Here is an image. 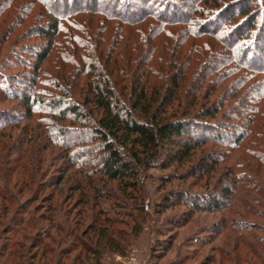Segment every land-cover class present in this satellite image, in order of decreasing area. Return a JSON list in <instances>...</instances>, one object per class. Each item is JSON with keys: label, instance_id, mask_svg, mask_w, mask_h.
I'll use <instances>...</instances> for the list:
<instances>
[{"label": "trees", "instance_id": "obj_1", "mask_svg": "<svg viewBox=\"0 0 264 264\" xmlns=\"http://www.w3.org/2000/svg\"><path fill=\"white\" fill-rule=\"evenodd\" d=\"M11 1L0 0V102L19 99L24 118L38 114L65 151L62 166L70 163L74 172L33 170L37 185L47 186L43 200L52 202L51 216L15 207L0 239L22 227L14 230L17 241L0 244V256L7 255L1 264H117L105 263L104 256L128 258L147 214L142 175L151 169L185 168L206 177L207 187L219 186L218 193L211 188L199 196L169 189L160 205L188 209L170 221L174 225L195 212L229 210L239 182L251 180L245 172H264L243 158L248 154L264 166V21L257 0H190L187 7L173 0H46L44 24L32 32L46 44L27 62L33 72L21 89L8 74L23 66L10 46L27 37L31 14L11 13ZM222 17L230 19L222 32L219 25L209 29ZM20 24L26 28L13 32ZM213 33L222 35V45L194 41ZM206 49L220 57L215 66ZM241 166L245 172L237 170ZM169 177L160 179L168 183ZM247 188L264 199L260 186ZM222 223L230 227L228 218ZM163 235L151 245L149 264L172 248ZM197 237L192 243L208 242ZM252 252L264 264V249Z\"/></svg>", "mask_w": 264, "mask_h": 264}, {"label": "rangeland", "instance_id": "obj_2", "mask_svg": "<svg viewBox=\"0 0 264 264\" xmlns=\"http://www.w3.org/2000/svg\"><path fill=\"white\" fill-rule=\"evenodd\" d=\"M173 1L179 6L186 7L190 3V0ZM257 1L259 4L255 8L257 10L263 9L262 12L260 11L259 21H264V0ZM45 3L46 0L11 1V13L17 14V16L20 15L22 18H24L23 16L27 12L31 14L25 23L27 28L23 27L21 23L13 31L18 33L26 28L27 36L23 40L19 39L13 42V44L11 41V50H14L20 56L17 60L13 57V60L18 61L19 65L23 64V66H18L8 71L9 76L13 77V84L17 86L16 89L24 88L23 84L30 80L29 74H32L33 70L27 67V62L33 63L34 50H39L41 45L44 46L46 44L45 39L38 37L36 33H32L35 26L44 24L41 20V15L47 11ZM31 18L35 20L30 21ZM219 21L221 23L217 22L218 24L212 25L209 29L216 28L219 25V31L222 32L224 27L229 24L230 19L222 17ZM182 27L181 25L173 28L179 30ZM209 31L212 32L211 30ZM179 36H181L179 38L181 44L184 38L182 36L184 35ZM221 36L220 34L213 33L204 35L194 41L200 42L202 45L207 43L209 46L212 44L219 46L223 44V41L218 39ZM185 45L188 46L187 43ZM224 46L227 47L228 44ZM206 50H208V53L211 51L210 49ZM217 55L216 50L212 49L211 59H209L211 66H215L220 61V57ZM259 56L264 57V54L261 53ZM55 58L58 57L55 56ZM1 94L3 93L0 92ZM7 112L13 114V117L8 119L5 116ZM24 116L19 99H3L0 102V227L3 222L10 218L12 210L18 205H21L20 208L22 210L28 209L39 216L42 213L47 217L51 216L52 210L50 207L52 202H44L43 200V196L48 192L47 186L37 185L32 175L33 170L38 173L50 172L55 176L63 172L67 175L70 172H74L73 166L70 163L67 166H62V162H64L66 157L65 151L53 139L52 134L42 122L41 117L38 114H32L27 118H24ZM19 118L22 119L17 121ZM243 158H250L251 160L248 163L253 164L254 168L260 167L262 170L264 169V166L256 159L250 157V155L244 154ZM239 162L246 163V160L240 159ZM186 170L185 168L176 169L175 167L167 170L151 169L148 172L150 176L144 177V174L142 175L146 195L144 207L147 212L144 218L145 221L142 222V231L137 240L132 243V249H130L132 254L128 258H122L118 254H106L104 256L105 263H107V260L112 259L117 264H129L131 261L136 262V264H149L148 255L150 248L152 243H156L159 233L165 234L161 237L159 236V238L172 240V248L158 264H170L172 261H175L174 264H177L178 260H180L179 258L184 256L186 259L181 260V262H184L183 264H199L202 261L204 264H219V262L221 264H235V261L237 264H247V262L248 264L259 263V260L253 255L252 251L254 248H257L259 251L264 249V199L255 191L247 188V186L256 184L263 188L262 190L264 191V172H256L255 170L245 172V166L237 168L238 171L245 172L251 180H248V183L247 181L246 183L245 181L239 182L236 199L229 210L195 212L190 214L188 219H184L183 224L174 225L170 221L174 220V218H180V216H186L188 209L182 203L163 207L160 205L163 195H168L167 191L169 189L182 192L188 191L197 195L213 189H217L216 192L218 193L219 190V186L207 187L205 184L206 177L201 178L197 174L190 175L192 172ZM167 175L171 176L169 178L172 181L165 183L164 180L160 179V176L162 178ZM79 200L83 206L84 202L82 198ZM225 217L228 218L230 227H226L222 223ZM129 219L131 220L128 216L125 217V220ZM218 226L223 228H220V231L216 232ZM21 227L16 225L8 231L4 239H0V244L6 242L7 238L17 241L15 240L17 236H13L15 234L14 230L16 228L21 229ZM239 235L243 236L242 239H245L248 243L240 240ZM192 236L201 237L203 240L207 239L208 242L199 246L196 243H192ZM262 236L263 239H260ZM25 243L28 245L27 242ZM227 253H229V256L226 255ZM187 254L192 255L188 258L186 257ZM211 256L213 261L211 259L205 261L206 257ZM6 258V254L0 256V264ZM131 258H135V260Z\"/></svg>", "mask_w": 264, "mask_h": 264}, {"label": "built area", "instance_id": "obj_3", "mask_svg": "<svg viewBox=\"0 0 264 264\" xmlns=\"http://www.w3.org/2000/svg\"><path fill=\"white\" fill-rule=\"evenodd\" d=\"M131 259L135 260V258H131ZM129 264H136V262L131 261Z\"/></svg>", "mask_w": 264, "mask_h": 264}]
</instances>
